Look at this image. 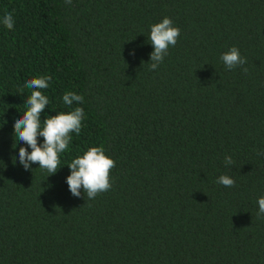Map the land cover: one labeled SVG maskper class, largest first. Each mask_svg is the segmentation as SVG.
<instances>
[{
    "label": "trees",
    "instance_id": "16d2710c",
    "mask_svg": "<svg viewBox=\"0 0 264 264\" xmlns=\"http://www.w3.org/2000/svg\"><path fill=\"white\" fill-rule=\"evenodd\" d=\"M5 11L0 264H264V0H0ZM165 16L181 35L150 70L149 26ZM232 46L247 63L229 71L219 57ZM38 74L52 76L48 114L68 110L65 91L85 98L52 176L25 171L12 147ZM101 144L111 188L72 196L68 161Z\"/></svg>",
    "mask_w": 264,
    "mask_h": 264
},
{
    "label": "clouds",
    "instance_id": "9594fccd",
    "mask_svg": "<svg viewBox=\"0 0 264 264\" xmlns=\"http://www.w3.org/2000/svg\"><path fill=\"white\" fill-rule=\"evenodd\" d=\"M65 3L71 4V0H65ZM0 25L13 31L15 29L13 13L5 11L3 16H0ZM149 29L147 37L154 51L150 54L148 64L150 70H156L169 54V49L177 44L181 30L167 16L160 22L151 24ZM130 55L135 56V50ZM219 59L229 71L247 63V59L235 46L221 53ZM51 81L52 76L39 74L24 81L21 91L27 88L30 94L24 99L23 104L26 108L22 115L14 118L12 146L14 150L18 148V156L14 158L25 171L31 170L34 164H38V169L46 171L50 174L49 176L55 175L61 168V157L62 154L67 153L71 145L72 134L79 136L83 122L86 120L84 108L79 106L84 103L85 98L74 91H65L60 98L63 106L68 110L56 111L55 115L45 111L51 102L45 91L50 88ZM74 104L75 107H73ZM21 143L25 146H19ZM224 164L226 167L233 164L232 157L226 156ZM115 166V160L107 154L103 144L87 147L82 154L76 155L67 163L70 170V175L65 181L68 190L74 197H81V190H83L87 199H95L98 194L111 188L110 171ZM216 183L230 188L234 186L235 180L223 174L217 178ZM256 204L258 205L257 216H264V195L257 198Z\"/></svg>",
    "mask_w": 264,
    "mask_h": 264
}]
</instances>
